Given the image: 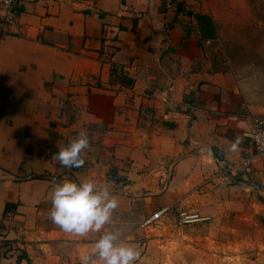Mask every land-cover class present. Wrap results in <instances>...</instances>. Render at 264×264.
Wrapping results in <instances>:
<instances>
[{
  "label": "crops",
  "instance_id": "obj_1",
  "mask_svg": "<svg viewBox=\"0 0 264 264\" xmlns=\"http://www.w3.org/2000/svg\"><path fill=\"white\" fill-rule=\"evenodd\" d=\"M19 11L0 24V264H80L93 253L102 233L50 221L53 181L107 185L119 206L104 231L131 244L162 231L153 225L165 215L220 210L209 225L231 232L264 217V158L246 137L264 118L263 29L250 9L20 0ZM81 130L84 165L65 168L53 155Z\"/></svg>",
  "mask_w": 264,
  "mask_h": 264
},
{
  "label": "rangeland",
  "instance_id": "obj_2",
  "mask_svg": "<svg viewBox=\"0 0 264 264\" xmlns=\"http://www.w3.org/2000/svg\"><path fill=\"white\" fill-rule=\"evenodd\" d=\"M241 4L253 12L255 26L262 27L264 38V0H235V8ZM219 211L213 209L210 214L199 215L210 216L209 220L189 223L183 222L184 215L189 213L165 215L153 225L163 227L162 231H155L156 234L147 231L148 242L144 241L142 232L135 233L134 246L147 251L136 264H264V217L253 219L252 227L235 226V232H231L230 226L225 231L209 225L212 218L222 217ZM126 236L129 235L121 238L123 242L128 241Z\"/></svg>",
  "mask_w": 264,
  "mask_h": 264
},
{
  "label": "clouds",
  "instance_id": "obj_3",
  "mask_svg": "<svg viewBox=\"0 0 264 264\" xmlns=\"http://www.w3.org/2000/svg\"><path fill=\"white\" fill-rule=\"evenodd\" d=\"M89 146V135L86 130H81L53 155V159L65 168H80L84 165L82 153ZM53 185L48 216L54 225L78 237L102 233L94 244L93 253L84 254L80 264H136L139 250L133 244L123 242L118 233L104 231L112 223L119 206L118 198L107 185L98 187L92 179L79 183L67 179L53 181Z\"/></svg>",
  "mask_w": 264,
  "mask_h": 264
},
{
  "label": "built area",
  "instance_id": "obj_4",
  "mask_svg": "<svg viewBox=\"0 0 264 264\" xmlns=\"http://www.w3.org/2000/svg\"><path fill=\"white\" fill-rule=\"evenodd\" d=\"M186 0H162L164 6L168 10L175 11L179 4ZM19 2L20 0H0V24L8 25L15 22L19 15ZM246 137L250 140L254 150L252 158H264V118H253L249 131ZM227 171L219 170L214 178L224 177ZM166 212V209L157 211L144 220L143 226H149L157 223L160 217ZM205 220L197 215H184L183 222H195ZM127 239V237L125 238Z\"/></svg>",
  "mask_w": 264,
  "mask_h": 264
}]
</instances>
